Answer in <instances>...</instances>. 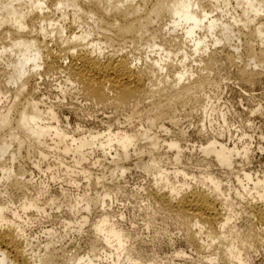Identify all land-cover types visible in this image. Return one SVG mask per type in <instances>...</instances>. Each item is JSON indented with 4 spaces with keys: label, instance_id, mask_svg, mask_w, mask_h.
<instances>
[{
    "label": "bare ground",
    "instance_id": "obj_1",
    "mask_svg": "<svg viewBox=\"0 0 264 264\" xmlns=\"http://www.w3.org/2000/svg\"><path fill=\"white\" fill-rule=\"evenodd\" d=\"M230 2L235 5V14L228 15L232 22L212 16ZM68 16L72 20L65 23ZM237 24L241 28L236 30ZM234 31L244 38L239 55L247 58L246 64L237 66V78L253 85L262 73L255 68L262 64L264 69V0H0V101L9 99L7 105L0 106V264H143L138 253L127 246L131 235L104 208L118 192L112 181L104 183L97 177L92 183L101 187L100 194L77 195L67 205L74 214L78 210L90 212L93 207L102 210L93 222L87 215L62 224L65 229L81 232L88 221L91 223L88 230L84 229L91 238L89 251L83 255L78 253V246H55L50 229L44 232L49 240L43 249H34L18 223L28 221L29 212H45L39 202L49 193L42 185H31L24 179V171L15 168L22 153H33L44 160L51 151L59 162L62 156L71 155L74 163L81 165L86 160L85 152L96 145L103 151H114L111 180L125 174L129 150L140 145L137 156L148 160L134 163L153 175L147 198L177 219L187 243L201 257V264H253V251L264 250V178L253 180L251 174L242 172L247 183L242 186L247 193L243 208L247 226L234 232L217 178L207 173L192 176L194 187L170 182L171 173L161 165L159 151L174 152L177 162L179 144L175 139L160 141L149 132L153 128L166 132L163 121L176 126L177 107L199 103L205 90L216 85L209 75L222 64L220 61L238 65L237 47L226 50L231 47ZM126 48L131 50L125 52ZM139 48L148 51L145 60L135 54ZM107 49L111 52L106 54ZM219 53H224L222 58ZM177 56L179 59L173 61ZM140 58L143 67L137 65ZM194 62L198 65L193 70L190 64ZM60 73L66 83L95 105L116 111L129 109L130 118L142 107L145 113L141 117L148 131L108 130L106 135L70 136L60 128L55 108L41 107L36 97L29 95L36 93L37 77ZM61 93L65 91L61 89ZM178 133L183 137L182 131ZM199 150L224 171L249 160L248 149L238 151L216 140L207 141ZM88 173L87 180L91 178ZM173 174L184 179L188 176L184 168ZM249 184L252 189H248ZM9 190L19 194L17 207ZM30 191L32 194H28ZM55 202L51 195L45 205ZM175 254L185 256L182 251Z\"/></svg>",
    "mask_w": 264,
    "mask_h": 264
},
{
    "label": "rangeland",
    "instance_id": "obj_2",
    "mask_svg": "<svg viewBox=\"0 0 264 264\" xmlns=\"http://www.w3.org/2000/svg\"><path fill=\"white\" fill-rule=\"evenodd\" d=\"M221 8L222 10L215 12L212 16L221 18L222 21H228L230 20L228 15L235 14L233 2H230L226 8L221 5ZM221 11L226 13L221 14ZM238 14L236 12V15ZM67 18L70 19H67L65 23H69L72 20L71 16ZM230 22L232 21L230 20ZM237 25L239 27L236 26V30L241 28V24ZM236 32L234 31L231 35L229 43L231 47L228 46L226 50L228 49L227 51H229L230 49L232 51V46H236L239 55L242 52L244 38H239ZM208 40L210 41L211 38ZM220 47L217 46L216 48ZM130 50V48H126L124 51ZM106 52L109 53L111 51L107 49L105 50ZM147 53L148 51L143 48H139L138 51L135 50V54H138L144 60L148 55ZM219 54L221 57L219 55L218 57L222 58L224 53ZM154 56L156 55H150V57ZM235 56L236 64L238 62L236 67L228 66L223 61H220L222 66H218L209 75L216 85L205 90L206 95H203L199 103L190 102L177 107L175 117L178 123H176V126L163 121L166 132L159 128H153L149 132L157 135L161 139L160 141L175 139L179 144L180 154L177 162L174 161V152L166 149L159 151L162 156L161 165L171 173L169 176L170 182L175 185H181L186 182L190 187H194L195 182L192 181V176L199 177L200 174L207 173L217 178L221 185L222 203L226 204L224 206L230 210L232 216L231 225L234 227L233 231L240 232L244 231L245 226H247L244 221L246 215L243 211L245 203H247L245 201L247 193L244 192L242 187L247 183L243 180L241 174L242 172L251 174L253 180L264 178V69L261 68L262 64L255 68L257 72H262L257 82L253 85H245L237 78L236 72L237 66L247 63V58L244 56L242 58L240 57L241 55L237 56L236 54ZM141 58L137 65L143 67L145 63ZM178 59L179 57L177 56L173 61L176 62ZM190 65L194 67V70L198 63L194 62ZM2 68L0 65V71ZM36 83V93L33 95L29 93V95L36 97L35 99L40 102L41 107H54L57 112L58 122L61 124L59 125L60 128H63L74 138L89 137L98 132L106 135L108 130L112 133L131 132V130L148 131L141 117L145 113L142 107H139L136 110L137 114L130 118L129 109L116 111L109 106L95 105L87 101L74 85L66 83L65 76L62 73L42 78L37 77ZM61 89L65 91L64 94L61 93ZM29 95L27 96L30 97ZM8 103L9 99L3 98L0 101V106L2 107ZM180 131L183 132V137H181V133H178ZM213 140L229 148L235 146L238 151L248 149L249 160L239 161L236 168L224 171L210 157L202 155L199 150L200 146L206 144L207 141ZM98 146L96 145L85 152V154L87 153L86 160L81 165H76L71 155L62 156L59 162L56 160V155L51 151L44 160H40L33 153L29 155L24 151L18 163H15V168L24 171V179H28L32 183L31 185L35 184L39 187L42 185V188L46 187V192H49L43 196L44 198L41 197L43 201L39 202L41 207L44 210L46 209L45 212L42 214L34 211L29 212L27 213L28 221L23 219L18 222L23 228L25 237H28L32 242L33 248L39 251L43 249L41 247H44L45 242L49 240L44 232L50 229L55 234H53L56 238H53L56 241L55 246L58 245L64 248H70V245L71 247L78 246L77 251L81 255L89 251L88 247H90L89 241L91 237L88 231L85 230L89 229L88 226L91 221L93 222L99 218L102 210L100 207H93L90 212L78 210L74 214V212L69 211L67 205L69 206L68 203H71V199L77 195L86 193L89 196H95L97 192L100 194L102 192L101 187H97L94 185L95 183H92L98 177L101 180L103 179L104 183L110 182L111 184L112 181L114 186H117L118 192L111 198V201L110 199L106 201L107 205L104 208L113 219L119 220L122 229L131 235L127 246L129 249L134 250L135 253H138L139 260L143 264H201V257L187 243L183 228L179 225L180 223L177 219L173 215L170 214L169 216L159 210L147 198L146 190L149 185L153 184V175L144 171L141 167L142 165L139 164L138 166L135 164L139 160V163H142V161L146 163L148 160L146 156H137L136 150L140 145L129 150L131 156L128 162L124 163L127 169L125 174L122 177L115 176L113 180H111L109 172L112 169L110 160L114 151H103ZM181 168H184L185 172L188 173L185 179L182 176L173 174L175 170ZM87 172H89L88 174L91 177L88 180L85 178ZM247 187L252 189L251 184ZM62 193L67 195L66 199ZM11 194H14L11 199L15 198L14 200L12 199V202L15 201L14 207H17L20 201L19 194H15V192H11ZM51 195L54 196V199L56 198V204L46 207L45 203L51 198ZM6 196L5 199H7ZM48 196L49 198H47ZM42 202H44V206ZM57 204L58 206L60 205V209L56 208ZM81 216H87L88 220H90L81 232L75 229H65L64 225H62L70 221L75 222ZM23 221L27 223L24 224ZM179 251H182L185 256L176 257L175 253ZM252 257L253 264H264V250L256 249L253 251Z\"/></svg>",
    "mask_w": 264,
    "mask_h": 264
}]
</instances>
